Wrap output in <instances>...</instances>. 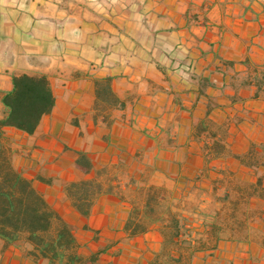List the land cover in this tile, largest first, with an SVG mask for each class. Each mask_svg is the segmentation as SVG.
I'll return each instance as SVG.
<instances>
[{"label":"crops","instance_id":"0c3cea01","mask_svg":"<svg viewBox=\"0 0 264 264\" xmlns=\"http://www.w3.org/2000/svg\"><path fill=\"white\" fill-rule=\"evenodd\" d=\"M16 73L47 75L56 101L33 134L0 131L12 165L76 225L79 243L88 242L85 223L99 230L105 250L94 264H152L161 236H130V204L114 193H101L88 216L75 213L65 186L83 173L79 150L95 166L119 157L129 176L178 190L212 192L223 170L253 179L255 168L236 158L253 147L264 173V0H0V117ZM105 77L128 99L109 126L93 117L94 79ZM206 119L229 144L220 156L207 155L206 134L195 133ZM187 218L195 240L205 229ZM251 226L247 240L221 239L190 264H264V214ZM0 264L49 263L0 238Z\"/></svg>","mask_w":264,"mask_h":264},{"label":"trees","instance_id":"16d2710c","mask_svg":"<svg viewBox=\"0 0 264 264\" xmlns=\"http://www.w3.org/2000/svg\"><path fill=\"white\" fill-rule=\"evenodd\" d=\"M12 82V88L1 97L4 111L0 117V131L12 127L33 134L43 116L51 113L55 106L54 89L45 74L16 73L12 76ZM94 82L95 123L102 119L109 126L113 122L114 110L125 108L128 99L115 93L110 77L95 78ZM195 133L197 136L206 134L204 148L207 155L220 156L230 149L221 134L222 130H217L208 119L197 124ZM260 154L253 147L249 152L236 157L242 167L255 168L253 179L231 174L226 178L224 170L221 177L214 179L213 195L220 209L206 221L209 231L207 238L192 239L188 232L187 216L175 195L164 185L146 182L139 184L133 176L124 184L110 180L116 175L101 181L98 176L102 175L104 168H97L84 150L78 151L76 166L84 174L95 173V177L73 180L66 184L65 192L75 213L83 216L90 214L93 203L101 193H117L130 204L124 225V230L130 236L146 234L151 230L161 236V248L152 264H190L197 251L215 249L221 239L247 240L249 234L257 231L251 222L257 219V215L264 214V209L252 201L254 198L264 200V173H257L260 160L255 161L260 158ZM125 166L127 168L123 173H128L129 167ZM243 201L248 205L251 203L254 208L252 213L247 214V218H251L249 222L244 217L237 219ZM224 210L227 213L220 216ZM225 230L229 231L227 234L230 236H223ZM0 238L7 246L28 244L29 249H23L28 256L34 260L47 259L49 264H94L105 250L100 246L89 255L80 252L79 241L71 225L48 203L32 179L13 167L9 145H5L1 132Z\"/></svg>","mask_w":264,"mask_h":264},{"label":"rangeland","instance_id":"374dc122","mask_svg":"<svg viewBox=\"0 0 264 264\" xmlns=\"http://www.w3.org/2000/svg\"><path fill=\"white\" fill-rule=\"evenodd\" d=\"M4 143H5V145H8L9 141L4 139ZM259 157L260 158L255 159V161L259 159L260 160L259 163L261 165L262 155L260 154ZM118 158L119 157H114L109 162L103 164L102 166H96L99 169L104 168L102 175L98 176L99 180L106 181L107 179H110V177H112V175H116L117 177H115L113 179L111 178L110 180L114 181V182L120 181L124 184L126 181H128V179H130L131 176L128 175L129 172L123 173V170H125V168H127L125 166V165H127V163L124 161L114 162V161L118 160ZM122 162H124L125 164ZM127 166L129 167V165H127ZM130 166H132V168H134L133 165H130ZM136 169H138V167H136ZM257 173L261 174L262 172L259 170V171H257ZM202 174H204V173H202ZM228 174H231V176L235 175L238 177H243L245 179H247L249 176V174L247 172H245L243 175L225 172L224 177L227 178ZM94 177H95V173H91V174L79 173L77 175L78 180L82 179V178H94ZM200 177L194 178V179H189V180L198 181V180H200ZM145 182L146 183L149 182L148 178H146V177H142L141 180L138 181L139 184L145 183ZM107 183H108V181H107ZM162 185H164L167 189L172 191V193L175 195V197L177 198V201L180 204V208L183 209V212L185 213V215L186 216L190 215V217L197 219L196 222L200 223V226L204 227V229H205V230H203L204 232L201 230H199V232H197V235L201 234V236H198V237L207 238L205 232L208 229L207 228L208 224L206 223V221L209 220L213 215H215L216 211H218V209H220L219 203L214 198L213 191L209 192L205 188H203V186H201V185L198 186L196 184L193 185L192 187H190V189H186V190H184V189L178 190L177 189L178 185L174 184L172 182H170L169 185H166V184H162ZM187 185H190V183H188ZM219 192H222V190H220ZM114 194H116L120 198V196L117 193H114ZM122 200H125V199H122ZM126 201H128V200H126ZM252 201L254 203L253 199H252ZM253 209L254 208H253V205H251V203L248 205L246 202L243 201L242 204L239 206V211L237 212V214H238L237 219H243V217H244L245 220L248 219V222L251 221L250 220L251 218H247V214L249 212L252 213ZM221 212L222 213L220 216H224L227 213V212H225V210L221 211ZM259 217H260V215H257V218H259ZM201 220H202V222H201ZM79 224H82V222L79 221ZM84 225H85V227H88V229H89V232H86L87 233L86 239L88 242L87 243H79V245H80L79 250L82 254L89 255L91 252L97 250V248L101 246L98 243L99 238L101 237V234L99 233V230L97 228L93 227L91 224L85 223ZM75 226L71 225L72 228H74ZM227 233H229V231L225 230L224 234H227ZM83 235H85V234H83ZM18 246L23 247V249L24 248L29 249V247H30L28 244H25V243L23 245L21 244Z\"/></svg>","mask_w":264,"mask_h":264},{"label":"built area","instance_id":"2783aa9c","mask_svg":"<svg viewBox=\"0 0 264 264\" xmlns=\"http://www.w3.org/2000/svg\"><path fill=\"white\" fill-rule=\"evenodd\" d=\"M189 70H191V66L187 65L186 68H185V71L189 72Z\"/></svg>","mask_w":264,"mask_h":264}]
</instances>
